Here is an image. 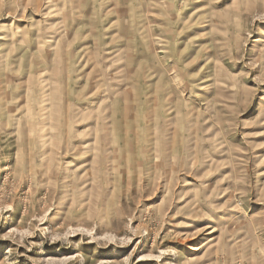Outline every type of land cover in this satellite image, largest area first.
<instances>
[{
	"label": "rangeland",
	"instance_id": "rangeland-1",
	"mask_svg": "<svg viewBox=\"0 0 264 264\" xmlns=\"http://www.w3.org/2000/svg\"><path fill=\"white\" fill-rule=\"evenodd\" d=\"M0 264H264V0H0Z\"/></svg>",
	"mask_w": 264,
	"mask_h": 264
},
{
	"label": "bare ground",
	"instance_id": "bare-ground-1",
	"mask_svg": "<svg viewBox=\"0 0 264 264\" xmlns=\"http://www.w3.org/2000/svg\"><path fill=\"white\" fill-rule=\"evenodd\" d=\"M191 250H195L196 251V249H191Z\"/></svg>",
	"mask_w": 264,
	"mask_h": 264
}]
</instances>
